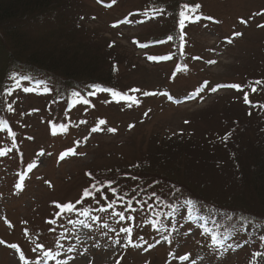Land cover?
I'll list each match as a JSON object with an SVG mask.
<instances>
[{
    "label": "rangeland",
    "instance_id": "obj_1",
    "mask_svg": "<svg viewBox=\"0 0 264 264\" xmlns=\"http://www.w3.org/2000/svg\"><path fill=\"white\" fill-rule=\"evenodd\" d=\"M165 1L67 0V7L53 11L50 20L30 32L37 39L70 36L81 58L77 50L65 55L56 47L51 58L81 66L87 62L86 73L136 102L113 97L102 88L94 90L93 98L69 107L56 103L50 86L47 92L30 82L16 86L19 75L9 81L11 95L7 89L0 96V120L8 121L0 125V240L5 242L0 244V264H23L21 252L35 264L40 257L32 249L38 243L60 253L44 264H253L258 257L254 254L263 252V242H250L245 226L233 232L226 244L231 247L220 248L212 244L211 235L217 233L212 223L194 215L191 205L183 202L174 211L160 203L195 196L207 215L216 213L211 206H223L243 208L251 217L264 219V204L251 186L256 175L252 153L264 151V83H254L264 81V27L258 26L264 25V0H172L173 7ZM181 1L201 6L188 14L192 19H185L183 26L176 8ZM163 3L168 9L160 11L157 6ZM58 19L68 24L57 34ZM167 36L172 39L160 40ZM26 68L21 65L19 72L27 73ZM52 79L54 89L61 87L58 76ZM231 84L241 90L218 87ZM101 119L105 125H99ZM92 127L103 130L92 133ZM223 143L231 152L239 151V157L228 153V162L220 168L196 161L201 153L218 155ZM69 148L79 154L60 160ZM33 163L37 166L29 171ZM241 172L251 179L249 184L242 181ZM108 180L115 181V195L106 188L83 196L96 181ZM16 184H22V190ZM121 201L130 202L132 213L115 209ZM69 202L77 211L56 207ZM134 202L144 204L145 217L152 218L144 220ZM84 210L88 216L81 214ZM124 227L132 232H120ZM129 235L143 247H123ZM57 240L63 248L56 247ZM145 240L155 247L149 248ZM185 254L189 260L181 262L179 256Z\"/></svg>",
    "mask_w": 264,
    "mask_h": 264
},
{
    "label": "trees",
    "instance_id": "obj_2",
    "mask_svg": "<svg viewBox=\"0 0 264 264\" xmlns=\"http://www.w3.org/2000/svg\"><path fill=\"white\" fill-rule=\"evenodd\" d=\"M166 1H168V4H172V0ZM66 2L67 0H0V96L9 88V81L14 79L13 77L16 78V75H19L18 79L20 83L23 84L30 82L31 85L37 87V81H40V86H50V88L53 89L52 93L56 103L69 107L71 105L77 104V101L86 102L87 99L93 98L95 94L89 95V93H93L96 89L104 88L112 90V87L105 85L101 79H98L94 74L89 72L86 73L84 71L83 67L87 71L89 70L88 65H86V61L91 57L87 60L83 59L86 62L84 66H81L77 63L69 64L63 59L51 58L50 52L53 50V47L62 50L65 55L70 54L72 51L75 53L76 50L80 54V48L75 45L70 36L69 38H66V40L59 38L58 36L49 39H37L36 35L30 36V32L32 33L33 30L35 32L36 26H40L42 21L50 20V15L53 11L64 8L65 6L67 7L68 5H66ZM185 3H190L193 7L197 4L191 1H181L177 3V11L180 12L182 5ZM173 6L174 4H172L171 7ZM157 8L159 10L168 9V7L164 6V3L163 5L157 6ZM153 10L157 12V9ZM56 22L59 25L58 28L55 29L56 33L58 34V31H60L61 28L63 29L64 25L68 24V20L58 19ZM71 34L74 35V33ZM168 37L169 36L160 40H169ZM74 46H76L77 49ZM79 56L81 58V54ZM20 58H25L26 62L22 61ZM20 64L25 68L27 67L24 69L27 73L19 72L21 71ZM28 66L32 69L28 68ZM84 73L86 74L83 75ZM24 76L29 77V79H23ZM54 76H58L59 82H63L61 87H58V89H56L57 87L54 89L53 86L54 83L52 82V77ZM73 92H79L80 95L74 96ZM0 121H5L6 124L8 123L6 119ZM238 145L239 144L236 146ZM240 146L243 147L241 143ZM245 148L247 153L252 149L246 146ZM221 149L222 151H219L218 153V155L221 154L220 158L218 155H214L213 153H201L200 156L197 157L196 161L198 163H212L214 166H219L220 168V166H223L226 164V162H228V160L225 159L228 153H231L232 158H235L236 156L239 157L240 155L239 151L231 152V147L226 143H223ZM252 155H254L252 158V172H256V175L254 178L252 177L253 179L251 186L254 188L257 199L264 204V151L260 153L254 152ZM237 165L240 167V162H237ZM240 178L243 182L246 180L247 184L250 183L251 179H248L243 174L240 176ZM97 186L99 187V185ZM106 188H109L107 183L103 188H101L100 191L95 193L103 192V190ZM173 195L175 196L176 194L173 193L170 195V197ZM187 200L193 201L191 204V211L194 215H207L205 213H200V209L204 207V204L200 202L195 196L192 197L181 195L178 197H172L167 201H161L160 204L161 206L171 207L172 210L175 209L174 211H176L178 210L179 205ZM119 203L117 204V207L121 205L125 206L126 209L127 207L132 209V206L128 201H121ZM136 204L139 206L144 220L147 218H152V216H147V218L145 217L144 204ZM211 207L216 210V213L212 215L211 219L213 220L214 228L220 230L219 233L227 232L228 234H231L234 231L232 229V225H235L236 229L240 228V217L246 218L247 222L244 223L243 227H247V235L250 241L256 243L261 241L263 242V252L258 255L256 262L253 264H264V219L258 220L257 218L251 217V213H246L244 211L245 209L243 208L234 207V209L230 210V208L223 206ZM229 217L232 219L229 220ZM235 222L239 224H235ZM248 222L252 223L251 227L247 225ZM125 223H127V220ZM128 223L131 224L130 221H128Z\"/></svg>",
    "mask_w": 264,
    "mask_h": 264
},
{
    "label": "snow or ice",
    "instance_id": "obj_3",
    "mask_svg": "<svg viewBox=\"0 0 264 264\" xmlns=\"http://www.w3.org/2000/svg\"><path fill=\"white\" fill-rule=\"evenodd\" d=\"M114 2H115V0H113V3H114ZM109 6H110V5H109ZM200 7H201V6H200L199 4H196L194 7H193L190 3H185V4H183V5H182V9H181V11L179 12V16H180V18H181L180 21H179L180 25H181V26L184 25V23H185V19H192V17L189 16L188 14H189V13H194V12H195L197 9H199ZM160 11H163V10H160ZM145 14L147 15V13H145ZM197 19H198V18H197ZM207 19L211 20V19H213V18H211V17H207ZM123 22H125V21H120V22H117V23H123ZM242 22H244V21H242ZM114 26H115V25H114ZM258 26H259V27H264V25H258ZM235 35H242V34H241V33H235ZM168 39L171 40L172 37L169 36ZM149 59H155V57H149ZM193 59H200V57H193ZM208 63H215V61H208ZM185 68H186V66H185ZM13 78L15 79V77H13ZM23 79H29V77L24 76ZM19 83H20L19 79H16V86H19ZM254 83H255V84H262V83H264V81H259V80H257V81H255ZM39 86H40V81H37V87H39ZM205 86H207V85H205ZM218 87H232V88H236L237 90H241V86H240L239 84L219 85ZM23 90L27 92V91H32L33 89H31V88H24ZM48 90H49V89H47V88L45 87L44 91L47 92ZM105 90H106V91H111L113 97H120L121 99H124V100H127V101H133V102H136L135 99H134L133 97H131V96H127V95H125V94H122L121 92H118V91H115V90H111V89H105ZM211 90H212V91H216L217 89H216V88H212ZM129 91H132V92H139V91H141V90H140V89H130ZM252 91L255 92V91H256V88L253 87ZM7 92H8L9 95H11V89H8ZM93 94H94V93H89V95H93ZM156 94H157V93L143 92V95H144V96L156 95ZM73 95H74V96H79L80 93H79V92H73ZM164 95H167V93H164ZM169 99H171V97H169ZM244 100H245L246 103H250V101L248 100V96H247V94H245V96H244ZM129 107H131V104H129ZM9 110H11V105H9ZM149 111H150V110H149ZM147 114H148V113L146 112L145 115H147ZM5 123H6L5 121H0V125H4ZM85 123H86V121H85ZM98 123H99V125H105V124H106V121L103 120V119H101V120L98 121ZM186 123H187V121H186ZM129 127H132V125H130ZM101 130H103V129L98 128V127H92V128H91V132H92V133H95V132H98V131H101ZM107 131H108V132H116L117 130H116L115 128H107ZM230 134H231V133L226 134L225 139H227V136L230 135ZM13 135H14V134H13ZM29 139H32V137H29ZM79 143H80L79 141L76 142L77 147L79 146ZM2 154H3V153H0V155H2ZM77 154H79V153H77L73 148H69V149H67L65 152H62V153L60 154L59 159H60V160H63V159H64L66 156H68V155H77ZM39 155H40V156H43V155H44L43 150H41V152L39 153ZM48 155H51V153H48ZM36 166H37V165H36L35 163L30 164V165L28 166V170L31 171L32 168H34V167H36ZM86 175H88V176H90V177L93 176V174L90 173V172H89V173H86ZM46 183H49V182L46 181ZM114 183H115V181H113V180H108V181H107V186L110 188V190L112 191V193L115 195L116 192H117V189L114 188V187H112V184H114ZM97 185H99V187H98ZM104 186H105V182H104V181H96V183L90 185V188H86V189L84 190V192H83V196H84V197H88V196H90V195H94L95 192L100 191L101 188H103ZM15 187H16L17 189H21V190H22V184H16ZM177 191H178V190H177ZM153 195H155V193H153ZM104 199H107V197H104ZM120 199H123V197H120ZM76 203H77V204H78V203H82V200H78V201H76ZM97 203H99V201H97ZM113 203H114V202H113ZM145 203H146V202H145ZM192 203H193V201H191V200H187V201H185V204H188V205H191ZM112 206H113V204H112V203H109L107 207H108V208H112ZM56 207L60 208V209L62 210V212H69V213H70V212L77 211V209H76V204L71 203V202H69V203H64V204H56ZM100 211H106V209L101 208ZM81 214L84 215V216H88V210H84ZM59 215H60V213H57V216H59ZM115 215L119 216V218H120L121 220L125 219V216H124L123 213H115ZM92 219L95 220V219H98V218L93 217ZM231 219H232V218L229 217V220H231ZM240 222H241V223H240V227H243L244 223L247 222V221H246V218H244V217H240ZM50 223H55V221H54V220H53V221H50ZM69 223H72V221L70 220ZM80 224H81L82 226H84V227H89V225H88L85 221H80ZM162 229H163V226H161V228H158L157 231H161ZM232 229H233L234 231L237 230L235 225H232ZM51 231H54V229H51ZM205 231L207 232V231H209V230H208V229H205ZM120 232L130 234V233L132 232V229H131V228H128V227H124V228H121V229H120ZM117 235H119V233H117ZM76 238H77L78 240H81V241H82V237H81L80 235H77ZM162 238H163V240H164L165 242H169V243L171 242V241H169V237H168L167 235H163ZM138 239L143 240L144 238H143V237H138ZM225 239H226V237H225L224 234H222V233H215V232H214V233L211 235L212 244L215 245V246H217V247H220V248L231 247L230 245H225ZM3 243H5V242L2 241V240H0V244H3ZM115 243H116V244H120L121 241H120L119 239H117V240L115 241ZM156 243L158 244V243H160V241L157 240ZM144 244H148V241L145 240V241H144ZM129 245H131V246H133V247H136V248H142V247H143V245H141V244L134 243V242H133V239H132V237H131L130 235H129L128 238L124 241V243H123L122 246H123V247H127V246H129ZM9 247L14 248V249H16L17 251H19V248H18V246H17L16 244H11V245H9ZM56 247H58V248H63V245L59 243V240H57V242H56ZM74 247H75V245L70 246V247L67 249V251H68V252L73 251ZM148 247H149V248H151V247H155V244H148ZM147 250H148V248H144V251H147ZM32 251H33V252H36L37 255L40 257V259H37V260L35 261V264H44V262H45L47 259H56V257H58V256L60 255L59 252H54V251H52L51 249H45V248H44V245H43V244H40V243L36 244V247L33 248ZM41 254H42V255H41ZM254 255H260V253H255ZM19 259H20V261L23 262V264H29L28 260L25 259V255H24V253H22V252H21V254H20ZM179 260H180L181 262L188 261V260H189V255H188V254L181 255V256H179ZM57 264H67V261H57ZM117 264H119V262H117ZM192 264H196V261L193 260V261H192Z\"/></svg>",
    "mask_w": 264,
    "mask_h": 264
}]
</instances>
